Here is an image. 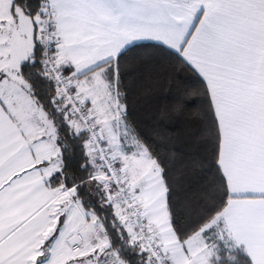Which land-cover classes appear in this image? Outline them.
<instances>
[{
	"label": "snow or ice",
	"instance_id": "snow-or-ice-1",
	"mask_svg": "<svg viewBox=\"0 0 264 264\" xmlns=\"http://www.w3.org/2000/svg\"><path fill=\"white\" fill-rule=\"evenodd\" d=\"M0 264H264V0H0Z\"/></svg>",
	"mask_w": 264,
	"mask_h": 264
}]
</instances>
